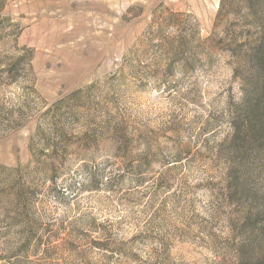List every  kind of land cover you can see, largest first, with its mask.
Masks as SVG:
<instances>
[{
    "label": "rangeland",
    "instance_id": "rangeland-1",
    "mask_svg": "<svg viewBox=\"0 0 264 264\" xmlns=\"http://www.w3.org/2000/svg\"><path fill=\"white\" fill-rule=\"evenodd\" d=\"M0 17L19 31L0 58L29 53L31 80L0 74L5 108L28 106L0 133V166L27 164L41 116L69 97L104 132L72 146L38 204L43 245L14 254L0 241V264H264V0H6ZM158 26L223 51L142 89L125 60L149 58Z\"/></svg>",
    "mask_w": 264,
    "mask_h": 264
},
{
    "label": "trees",
    "instance_id": "trees-1",
    "mask_svg": "<svg viewBox=\"0 0 264 264\" xmlns=\"http://www.w3.org/2000/svg\"><path fill=\"white\" fill-rule=\"evenodd\" d=\"M5 2L0 0V11ZM186 27L190 28V25ZM18 33L15 25L6 23L0 17V42L11 36L17 38ZM190 34L184 35L179 31L177 35L169 37L158 26L154 34L158 42L153 44L156 50L153 48L149 58L143 60L148 62L144 63L138 53L125 60L133 82L143 89L159 72L168 75L175 66L187 72H194L197 66L211 67L215 55L223 48L211 45L210 39L201 41L197 32ZM29 60V53L0 58V74H5L2 80L9 82L6 84L24 81V87L28 89L26 81H31L27 75ZM160 66L163 67L162 71H159ZM69 98L64 99L61 105L54 104L41 116V123L30 145L31 160L27 164L15 168L0 166V241L9 253H22L43 245L48 227L38 214V204L47 196L51 197L57 177L63 173L68 158L77 154L75 150L80 147L83 151L89 146L86 143L96 144L104 134L100 127L103 121H99L100 116L93 118L94 109H90V104L85 101L71 102ZM23 110L14 113L0 102V133L20 126ZM104 114L108 116L109 112L105 111ZM120 126L113 131V137L125 145L128 139ZM75 127H83L81 135L73 136ZM74 144L78 147L75 150L72 147Z\"/></svg>",
    "mask_w": 264,
    "mask_h": 264
}]
</instances>
